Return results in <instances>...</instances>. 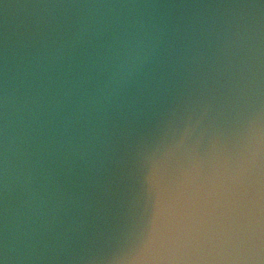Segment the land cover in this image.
Returning a JSON list of instances; mask_svg holds the SVG:
<instances>
[{
    "label": "water",
    "instance_id": "obj_1",
    "mask_svg": "<svg viewBox=\"0 0 264 264\" xmlns=\"http://www.w3.org/2000/svg\"><path fill=\"white\" fill-rule=\"evenodd\" d=\"M0 264H264V0H0Z\"/></svg>",
    "mask_w": 264,
    "mask_h": 264
}]
</instances>
